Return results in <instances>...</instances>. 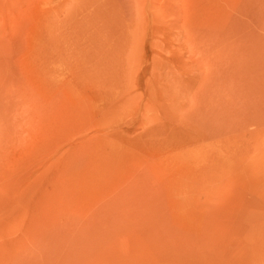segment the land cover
I'll list each match as a JSON object with an SVG mask.
<instances>
[{
  "label": "rangeland",
  "instance_id": "1",
  "mask_svg": "<svg viewBox=\"0 0 264 264\" xmlns=\"http://www.w3.org/2000/svg\"><path fill=\"white\" fill-rule=\"evenodd\" d=\"M0 264H264V0H0Z\"/></svg>",
  "mask_w": 264,
  "mask_h": 264
}]
</instances>
